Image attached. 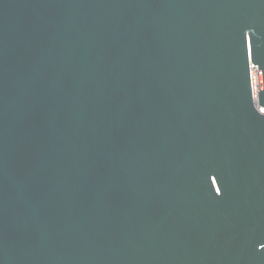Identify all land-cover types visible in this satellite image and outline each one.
Listing matches in <instances>:
<instances>
[{"label":"water","instance_id":"water-1","mask_svg":"<svg viewBox=\"0 0 264 264\" xmlns=\"http://www.w3.org/2000/svg\"><path fill=\"white\" fill-rule=\"evenodd\" d=\"M0 264H264V0H0Z\"/></svg>","mask_w":264,"mask_h":264},{"label":"built area","instance_id":"built-area-1","mask_svg":"<svg viewBox=\"0 0 264 264\" xmlns=\"http://www.w3.org/2000/svg\"><path fill=\"white\" fill-rule=\"evenodd\" d=\"M255 78L257 79V78H259V76H258V70H257V67H253L252 68V82H253V88H254V91L255 92H257L258 90L256 89V80H255ZM257 81H258V79H257Z\"/></svg>","mask_w":264,"mask_h":264},{"label":"rangeland","instance_id":"rangeland-1","mask_svg":"<svg viewBox=\"0 0 264 264\" xmlns=\"http://www.w3.org/2000/svg\"><path fill=\"white\" fill-rule=\"evenodd\" d=\"M257 79H258V81H257ZM257 79L255 78V80H256V85H257V86H256V89L258 90V89H259V78H257Z\"/></svg>","mask_w":264,"mask_h":264}]
</instances>
